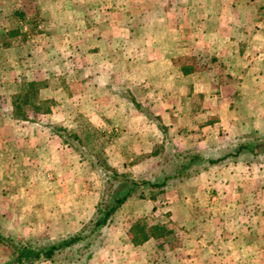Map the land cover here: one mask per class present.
<instances>
[{
    "label": "crops",
    "instance_id": "obj_1",
    "mask_svg": "<svg viewBox=\"0 0 264 264\" xmlns=\"http://www.w3.org/2000/svg\"><path fill=\"white\" fill-rule=\"evenodd\" d=\"M259 1L21 0L0 24V233L91 224L87 264H264ZM111 172L134 190L94 225Z\"/></svg>",
    "mask_w": 264,
    "mask_h": 264
},
{
    "label": "rangeland",
    "instance_id": "obj_2",
    "mask_svg": "<svg viewBox=\"0 0 264 264\" xmlns=\"http://www.w3.org/2000/svg\"><path fill=\"white\" fill-rule=\"evenodd\" d=\"M20 2H21V0H18V1L17 0H0V24L1 25L6 23V22H7V24L12 25V26L17 25L15 17H16V19L19 18L18 10L20 9L19 7H21ZM260 3H261V1H259V0H250L248 7H247V10L255 11V10L260 9V11H262ZM31 7H32L31 5L27 6L26 4H23V8L25 10H31ZM6 16H10L11 18H8L7 20H5ZM23 20H24L25 24L29 23L30 28L37 26V24L34 25L32 23V21H34V20L36 21V23L43 21V23H41V24L47 25V23L45 22V19L42 17H40V19H39L40 21H37L36 18H34L31 21L30 17H26ZM250 24L254 25V26L256 25V23H254V22H251V23L249 22V25ZM26 29H27V27H26ZM29 33H30L29 39H31L33 34H31V32H29ZM183 59L185 61L186 60L191 61L190 58L188 59V58H186V56H184ZM52 65L53 64H49V67H51ZM76 88H79V83L76 81H73L72 82V89L74 90ZM136 179L139 180V178H136ZM139 186L140 185H138V187ZM139 189H140L139 190L140 192L145 191V190H143L144 188H141V186ZM155 189H157V187L153 188L154 191H155ZM140 192H138V193H140ZM147 194L148 193H146V195ZM14 212L15 211H11L12 214H14ZM80 227H81V230L80 231L76 230L77 233L83 234V235L87 234L88 237L86 239L90 238V239H92V241H95V244L92 242L93 246H90L89 244L83 246L82 243L71 244L68 246H62V247L54 250V253L50 258H46V257H43L41 255L38 256L37 258H29V257L23 258L22 257L19 260V262H16L15 259L13 258L14 254L11 251V247L7 242L13 243L18 247L24 246V247H29V248L36 250V249H41V248H47L51 244H56L59 242V240H60L59 238L67 237L68 234L66 236L58 237L56 240L57 242L53 241L54 243H51L52 241H48L47 237L46 238H43V237L39 238L42 235L39 232H37V233H39V234H37V236H35L36 235L35 233L33 234L36 238L28 239L25 237L26 239H24L22 241L19 239V237H15V235H16L15 227L9 225L8 228L6 229V230H8L7 234H5L4 231H2V234L5 235L4 237H6L9 241H7V242L0 241V259L3 260L4 262H7L6 264H50V262H48L49 260L51 262H53L52 264H87L88 259H89V257H91L92 254L86 255V253H92L96 250L95 249L96 242L101 240L100 235H103L104 233L101 230H99V233H94L92 230V229H94V227L88 223L86 225H82ZM34 229H37V227H34ZM80 250H82L84 252L82 253V256L80 258L79 257L77 258V254L80 253ZM6 255H8V258H5ZM89 264H92V261Z\"/></svg>",
    "mask_w": 264,
    "mask_h": 264
},
{
    "label": "trees",
    "instance_id": "obj_3",
    "mask_svg": "<svg viewBox=\"0 0 264 264\" xmlns=\"http://www.w3.org/2000/svg\"><path fill=\"white\" fill-rule=\"evenodd\" d=\"M126 180V178L119 176L114 172L107 173V175H105V186L103 193L97 202L89 221H91L94 225L105 222L112 211L124 200L126 196L130 194L132 190H134L132 185H135L136 182L132 179L130 180V186L123 189L122 183ZM118 186L120 189L117 190ZM78 237V233L69 235L67 237L61 238L58 243L51 244L47 248L34 250L24 246L18 247L13 243L7 242L9 240L0 233V241L7 242L10 245L15 261H19L21 257L37 258L40 255L43 257H49L54 253V250L74 242Z\"/></svg>",
    "mask_w": 264,
    "mask_h": 264
}]
</instances>
